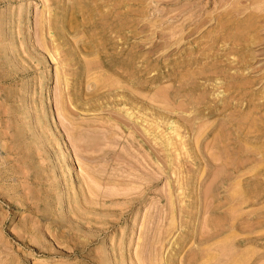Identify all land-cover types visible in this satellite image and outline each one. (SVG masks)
<instances>
[{"label": "rangeland", "instance_id": "rangeland-1", "mask_svg": "<svg viewBox=\"0 0 264 264\" xmlns=\"http://www.w3.org/2000/svg\"><path fill=\"white\" fill-rule=\"evenodd\" d=\"M83 5L67 120L43 0H0V264H199L219 239L203 264H264V0ZM173 122L187 148L162 145Z\"/></svg>", "mask_w": 264, "mask_h": 264}, {"label": "bare ground", "instance_id": "bare-ground-1", "mask_svg": "<svg viewBox=\"0 0 264 264\" xmlns=\"http://www.w3.org/2000/svg\"><path fill=\"white\" fill-rule=\"evenodd\" d=\"M68 1H70L69 3H66V0H43V9H42V11L40 12V14H39V16H38V19H37V27H36V35H37V37L39 38V45L37 46V50H39L40 52H45V53H47V54H49L50 55V57H51V59L53 60V61H55V63H56V65H57V69H59V70H61V72H62V76L64 77V81H63V84H64V90H63V92H61V94L59 95V96H57V101L61 104V107H59V109H61L62 110V112H63V117L64 118H66L67 120H68V116H67V106H66V103H65V97H67V95H70V94H72V91H71V89H70V85H71V81L69 80V78H68V76L70 75V72L66 69V67L67 66H69L70 64H71V62H72V60H73V56L75 55L74 53H73V51H72V45H71V47H69L70 45H69V43H70V38H69V35L70 34H72V33H77V32H79L77 29H78V27H80V26H84L85 25V19H87V18H85V15L86 14H84L83 12V10H84V3H85V0H68ZM67 1V2H68ZM93 1V0H92ZM106 1V0H105ZM89 2V1H88ZM94 2H95V0H94ZM107 2H109V1H107ZM90 3V2H89ZM87 4V3H86ZM90 4H92V2L90 3ZM106 4V3H105ZM89 6V5H88ZM92 6H93V4H92ZM96 6L98 7V5L96 4ZM95 6V7H96ZM66 7H69L70 9V11L72 12V16H70L69 17V21H67L66 22V13L68 12V10H66L67 8ZM87 8V7H86ZM93 9V8H92ZM96 9H98V8H96ZM100 10V9H99ZM94 11V10H93ZM88 12V11H87ZM98 12V11H97ZM86 13V12H85ZM90 13H92V12H90ZM98 13H100V14H104V15H106L105 13H102V11H100V12H98ZM91 16H92V14H90ZM89 15V16H90ZM69 16V15H68ZM78 16H80V17H82V22L81 21H79V20H81V19H79L78 20ZM95 16V15H94ZM97 17V16H96ZM95 17V18H96ZM100 17H101V15H100ZM103 17V16H102ZM68 18V17H67ZM94 18V17H93ZM95 18H94V22H95ZM90 19V21H91V18H89ZM100 19H102V18H100ZM93 20V19H92ZM96 20H99V19H96ZM104 20V19H103ZM91 23V22H90ZM100 24V23H99ZM92 25V24H91ZM102 25H104V24H102ZM94 26H95V24H94ZM101 26V25H100ZM225 26V25H224ZM107 27V26H106ZM94 28V27H93ZM99 28V27H98ZM83 29V28H82ZM85 29V28H84ZM92 29V28H91ZM98 30V29H97ZM102 30H103V27H102ZM105 30V29H104ZM82 31V33L81 34H83V30H81ZM99 31H100V29H99ZM88 32V31H87ZM91 31H90V29H89V32L88 33H90ZM95 32V31H94ZM244 32V31H243ZM85 33V32H84ZM78 34V33H77ZM101 34V33H100ZM35 35V36H36ZM74 36V35H73ZM76 36V35H75ZM78 36V35H77ZM76 36V37H77ZM94 36V35H93ZM74 38V37H73ZM236 40H238V39H235V42H236ZM246 40V39H245ZM95 41V40H94ZM93 41V42H94ZM97 41V40H96ZM234 41V40H233ZM92 42V43H93ZM98 42V41H97ZM96 42V43H97ZM222 42V41H221ZM236 44V43H235ZM234 44V45H235ZM94 44H92V46H93ZM97 45H100L99 43L97 44ZM245 45V44H244ZM205 51H207V50H205ZM210 51V50H209ZM231 51V50H230ZM263 51V50H262ZM245 53V52H244ZM214 55V54H213ZM245 56V55H244ZM240 57V56H239ZM215 58V57H214ZM209 59V58H208ZM219 59H220V57H219ZM241 59V58H240ZM249 59H250V57H249ZM237 60V59H236ZM235 60V61H236ZM254 61V60H253ZM194 62H195V60H194ZM194 62H193V64H194ZM199 62V61H198ZM238 62V61H237ZM241 62V61H240ZM106 63V62H105ZM190 63V62H189ZM192 63V62H191ZM236 63V62H235ZM245 63V62H244ZM243 63V64H244ZM248 64L249 63H251V61L250 62H247ZM96 64V63H95ZM95 64L93 65V69L94 70H97V66H95ZM97 64H99V63H97ZM96 64V65H97ZM216 64V63H215ZM241 64V63H240ZM243 64H241V66L243 65ZM72 65V64H71ZM210 65V64H209ZM209 65H207V67H209ZM218 65V64H217ZM222 65H223V63H222ZM245 65V64H244ZM243 65V66H244ZM191 66H192V64H191ZM224 66H226V65H224ZM232 66V65H231ZM236 66H238V65H236ZM246 66H247V64H246ZM87 67V66H86ZM207 67H206V69H207ZM213 66L211 65V68H212ZM215 67V66H214ZM213 67V68H214ZM227 67V66H226ZM225 67V68H226ZM233 67V66H232ZM70 68V67H69ZM89 68V67H88ZM99 68V67H98ZM221 67H219V69H220ZM236 69V68H235ZM235 69H233V70H235ZM259 69V68H258ZM258 69H257V71H258ZM261 69V68H260ZM226 70V69H225ZM225 70H221V71H225ZM239 70H241V69H239ZM256 70V69H255ZM263 70H264V68H263ZM216 71V70H215ZM227 71V70H226ZM249 71V70H248ZM205 70H204V72L202 73V75L204 74V75H208L209 73L207 72V74H205ZM198 73H200V70H199V72ZM198 73H196V74H198ZM200 73V74H201ZM215 73V72H214ZM214 73H212V74H214ZM224 73H226V72H224ZM237 73V72H236ZM200 74H198L197 76H200ZM240 75V73H239V71H238V73L237 74H234V75ZM258 74V73H257ZM201 75V76H202ZM215 75V77L214 78H218V77H216V73L214 74ZM218 75L220 76V74L218 73ZM226 75V74H225ZM180 76H182V75H180ZM193 76H195V75H193ZM228 76V75H227ZM231 76V75H230ZM235 76V77H236ZM243 76V75H242ZM182 77H184V76H182ZM189 77V76H188ZM209 77H212V76H209ZM224 76H222L221 78H223ZM185 78V77H184ZM208 78V77H207ZM206 78V79H207ZM221 78H219V81H220V79ZM227 78V77H226ZM230 78V77H229ZM242 78V77H241ZM198 79H199V77H198ZM197 79V80H198ZM201 79V78H200ZM199 79V80H200ZM208 80V79H207ZM253 80V79H252ZM193 81H196V80H193ZM214 81V80H213ZM218 81V82H219ZM222 81V80H221ZM186 82H188V79H187V81ZM185 82V83H186ZM210 82H211V80H210ZM184 83V81H183V83L182 84H185ZM196 83V82H195ZM231 83V82H230ZM242 83V82H241ZM255 83V82H254ZM186 84H188V83H186ZM185 84V85H186ZM194 83H192V85H193ZM197 84V83H196ZM206 84V83H205ZM210 84H212V82L210 83ZM237 84H238V82H237ZM253 84V83H252ZM181 85V84H180ZM191 85V83L188 85V87ZM228 85H229V83H228ZM232 85V84H231ZM246 85H249V83H245V86ZM255 85V84H254ZM184 85H182L181 87L182 88H184V89H186L185 87H183ZM215 86V85H214ZM242 86V85H241ZM249 86H251V84L249 85ZM187 87V86H186ZM220 87V86H219ZM235 87H236V85H235ZM248 87V86H247ZM252 87V86H251ZM204 88V87H203ZM207 88V87H206ZM218 88V87H217ZM225 88V87H224ZM254 88V87H253ZM190 89V88H189ZM250 89V88H249ZM248 89V90H249ZM183 90V89H182ZM178 91V90H177ZM179 91H181V90H179ZM189 91V90H188ZM250 91V90H249ZM184 92V91H183ZM186 92H187V90H186ZM243 92V91H242ZM180 93H182V92H178L177 94H180ZM237 93V92H236ZM174 94V93H173ZM172 94V95H173ZM176 93H175V95L176 96H178ZM234 94V93H233ZM181 95V94H180ZM179 95V96H180ZM166 96H168V95H166ZM166 96H163V97H165L166 98ZM174 96V95H173ZM230 96V95H229ZM231 96H233V95H231ZM159 97V96H158ZM161 97V96H160ZM160 97H159V99H160ZM170 96H168L167 98H169ZM204 97V96H203ZM171 98H172V96H171ZM233 98V97H232ZM236 98V97H235ZM157 99V98H156ZM162 99H164V98H162ZM202 99V98H201ZM237 99V98H236ZM167 101H169V100H171V99H166ZM164 101L165 103L167 102V101ZM203 100V99H202ZM213 101V100H212ZM157 102V101H156ZM164 102H160V103H163L164 104ZM169 102H171V101H169ZM169 102H167V103H169ZM159 103V102H158ZM198 104V103H197ZM202 104V103H201ZM239 104V103H238ZM205 106V104L203 103L202 104V106ZM223 105V104H222ZM177 107H179L178 105H177ZM208 107V106H207ZM168 109V108H167ZM200 109V108H199ZM199 109H197V110H199ZM251 109H252V107H251ZM196 110V111H197ZM201 110V109H200ZM214 111V110H213ZM206 112V111H205ZM205 112H204V114H205ZM203 114V113H202ZM201 114V115H202ZM214 114H215V112H214ZM198 116V115H197ZM196 116V117H197ZM200 117V116H199ZM203 117H206V116H203ZM194 119H197V118H194ZM199 119V118H198ZM203 119V118H202ZM207 119V118H206ZM146 120V119H145ZM166 120V119H165ZM201 120V119H200ZM204 120H205V118H204ZM163 121V120H162ZM193 121V120H192ZM195 121H197V120H195ZM202 121V120H201ZM232 121V120H231ZM146 123V122H145ZM174 124L173 125H171L170 126V129H169V132L168 133H163L162 134V136H163V138H164V140H162L161 138H160V140H161V143H163L162 145L163 146H172L173 144H174V139L176 138V137H179V139L181 140L182 139V141H181V143H182V147H185V142L183 141V138L182 137H184V135L182 136L181 135V133H180V130H181V127L180 126H178V124L177 123H175V122H173ZM197 123V122H196ZM154 124V123H153ZM172 124V123H171ZM192 124H193V122H192ZM229 124V123H228ZM228 124H227V126L226 127H228ZM237 124V123H236ZM159 125V124H158ZM158 125H155L156 127H159ZM163 125V124H162ZM168 125V124H167ZM182 125V124H181ZM184 125V124H183ZM169 126V125H168ZM185 126V125H184ZM193 126H195V124L193 125ZM240 126H241V124H240ZM244 126V125H243ZM242 126V127H243ZM155 127V128H156ZM165 127V126H164ZM180 127V128H179ZM188 127V126H187ZM241 127V128H242ZM146 128V127H145ZM189 128V127H188ZM244 128V127H243ZM157 129V128H156ZM159 129V128H158ZM180 129V130H179ZM196 129V128H195ZM194 129V130H195ZM199 131V133L202 135V131L204 132H207V130H205V128L203 129H200V128H197ZM224 129H225V127H224ZM185 130H186V128H185ZM202 130V131H201ZM73 131H74V134H76V131L73 129ZM72 131V132H73ZM159 131V130H158ZM188 131V130H187ZM189 131H190V129H189ZM201 131V132H200ZM186 132V131H185ZM226 133V132H225ZM199 134V135H200ZM200 135V136H201ZM203 135H204V133H203ZM219 136H220V134H219ZM216 137L215 138V142H216V140L218 141V139L219 138H222V137ZM199 137V136H198ZM204 137V136H203ZM79 139V138H78ZM176 139H178V138H176ZM178 139V140H179ZM200 139H202L201 137H200ZM220 140L221 139H219V145H220ZM95 142V141H94ZM214 142V143H215ZM97 143V142H96ZM95 143V144H96ZM212 144L213 145V147H214V145H217V147H218V144ZM225 143H226V141H225ZM187 144V143H186ZM222 145V144H221ZM99 146V145H98ZM187 146V145H186ZM88 147V146H87ZM93 148V149H95V147L96 148H98L97 146H95L94 145V143H92V144H90V146H89V148ZM188 147V146H187ZM187 147H185V148H187ZM220 147V146H219ZM226 147V146H225ZM224 147V148H225ZM221 148V147H220ZM227 148V147H226ZM223 149V147L221 148V150ZM171 150V149H170ZM185 150V149H184ZM217 150H218V148H217ZM219 152V151H218ZM227 152V151H226ZM262 152V151H261ZM260 152V153H261ZM264 152V151H263ZM162 153V152H161ZM188 153V152H187ZM225 152H221L220 154L222 155V154H224ZM263 153H261V155H262ZM181 155V154H180ZM226 155V154H225ZM264 155V154H263ZM176 156V155H175ZM223 156V155H222ZM246 158V157H245ZM264 158V157H263ZM262 158V159H263ZM251 159V158H250ZM250 159H248L249 161H250ZM256 164H257V162H256ZM261 164V162L259 163V166H261L262 164L264 165V162H262V164ZM258 165V164H257ZM258 166V167H259ZM259 169V168H258ZM261 169V168H260ZM222 170H220V175L222 174V172H221ZM218 176V178L217 179H219V177H221V176ZM223 175V174H222ZM224 177V176H223ZM180 179V178H179ZM216 179V180H217ZM225 179V178H224ZM257 180V179H256ZM216 182V181H215ZM234 182V181H233ZM217 183H218V181H217ZM217 183H215V184H217ZM235 183V182H234ZM231 184H233L232 182H231ZM235 185V184H234ZM238 186H239V183H238ZM255 186V185H254ZM212 187V186H211ZM223 187H224V185H223ZM229 187V186H228ZM227 187V188H228ZM231 187H232V185H231ZM236 187H237V185H236ZM240 188L242 187L241 185L239 186ZM239 187H237V188H239ZM181 188H184V186L182 185V187ZM213 188V187H212ZM226 188V187H225ZM244 188V187H243ZM222 189V188H221ZM178 190V189H177ZM226 190V189H225ZM220 191V190H219ZM244 191V190H243ZM212 192H213V189H212ZM211 192V193H212ZM208 191H207V194H206V196L208 195ZM210 193V194H211ZM204 194V193H203ZM213 194V193H212ZM231 195V194H230ZM208 197H209V195H208ZM213 197H214V195H213ZM231 197V196H230ZM229 197V198H230ZM207 198V197H206ZM206 198H205V200H206ZM211 198H212V195H211ZM215 198V197H214ZM245 197H244V195H243V192L241 191V189L240 190H238V189H236V190H234V193L232 194V199H231V201L232 200H234L238 205L240 204V202H242V200H243V204H245L244 203V201L247 199H244ZM208 200V199H207ZM207 200H206V202H207ZM212 200V199H211ZM201 201V200H200ZM229 201V200H228ZM183 202V201H182ZM245 202H247V201H245ZM229 204H231L230 202H228ZM233 204V203H232ZM234 205V206H236V208L234 207L233 209H237V206L238 205ZM232 207H233V205H231ZM243 205H241L240 206V208L242 207ZM231 207V208H232ZM229 208V207H228ZM239 208V207H238ZM235 211V212H234ZM236 211L237 210H232L231 209V212L233 213L234 212V214H235V219H236V215L238 214V211H237V213H236ZM228 212V215L230 216L231 214H230V212H229V210L227 211ZM222 214H223V212H222ZM224 216H227V215H224ZM226 218V217H225ZM230 218V217H229ZM234 219V218H233ZM222 220H223V218H222ZM222 220L220 219V221L222 222ZM220 221H216V224L217 223H219ZM232 221H234L235 222V220H232ZM224 222V221H223ZM226 222V221H225ZM224 222V223H225ZM234 222H232V224H231V222H230V224H231V228H232V226H233V224H234ZM227 223V222H226ZM216 224H214V226L216 225ZM222 223H220V225H221ZM175 225H176V223H175ZM218 225V224H217ZM216 225V226H217ZM213 226V227H214ZM215 226V227H216ZM219 226V225H218ZM221 227V226H220ZM222 227H223V225H222ZM219 229V227H216V229ZM224 229H225V227H223ZM215 229V228H214ZM217 229V230H218ZM220 230H222V229H220ZM223 231V230H222ZM225 231H226V229H225ZM221 232V231H220ZM219 232V230H218V233H220ZM231 232V231H230ZM212 233V232H211ZM222 233V232H221ZM210 234V233H209ZM208 234V235H209ZM227 234V233H226ZM207 235V236H208ZM224 236V235H223ZM206 237V236H205ZM212 237V236H211ZM199 238V237H198ZM201 238V237H200ZM204 238V237H203ZM220 238H222V236L220 237ZM218 239V238H217ZM217 239H214V240H217ZM220 240V239H219ZM219 240H217V241H219ZM201 241H202V239H201ZM217 241H215V242H217ZM225 241H226V239H225ZM206 242V241H205ZM210 242H212V241H210ZM210 242H206L205 244H207V245H205L204 244V246L203 247H206L207 248V246L208 247H212L214 244L213 243H215L214 241H213V243H210ZM219 242H221V241H219ZM223 243V242H222ZM221 243V244H222ZM225 243V242H224ZM229 243V242H228ZM209 244V245H208ZM219 244V243H218ZM221 244H219V245H221ZM227 244V242L225 243V245ZM232 244V243H231ZM224 245V246H225ZM223 246V247H224ZM227 246V245H226ZM210 247V248H211ZM215 247V246H214ZM221 247V246H220ZM220 247H217L218 249L220 248ZM222 247V249H225L226 250V248H223ZM203 248V253H204V256H206V261L205 262H201L202 264L203 263H208V261H210L211 259H212V261L215 259V260H217L216 259V255H213L212 253H209V252H207V249H208V251H212V249H210L209 250V248ZM217 248H215V249H217ZM202 249V248H201ZM214 249V248H213ZM231 249V248H230ZM219 252H224L223 250L222 251H220V250H218ZM216 252V251H215ZM226 252V251H225ZM233 254V253H232ZM231 254V255H232ZM221 255V254H220ZM226 255V254H225ZM234 255V254H233ZM218 256V255H217ZM241 255H239L238 257L239 258H241L240 257ZM245 256V255H244ZM244 256L241 258V261L242 260H245L246 262H244L243 261V263H245V264H247V259H245L246 258V256H245V258H244ZM215 257V258H214ZM219 257V256H218ZM221 258H223L222 256H220ZM225 257V256H224ZM226 257H228V256H226ZM196 258V257H195ZM201 258V256L199 257V259ZM202 258H203V256H202ZM202 258L200 259V261L202 260ZM205 258V257H204ZM230 258V257H229ZM233 258H235V256L234 257H232L231 256V259H230V261H231V263L230 264H240V260H237V259H233ZM197 259V258H196ZM233 259V260H232ZM195 260V259H194ZM214 260V261H215ZM221 260V259H220ZM223 260V259H222ZM222 260L221 261H219V262H222ZM203 261V260H202ZM223 261H226V260H223ZM199 262V261H198ZM218 262V263H219ZM197 263V262H196ZM201 263H199V264H201ZM211 262H209V264H210ZM217 263V264H218ZM194 264H195V262H194ZM224 264V263H223ZM228 264V263H227Z\"/></svg>", "mask_w": 264, "mask_h": 264}]
</instances>
